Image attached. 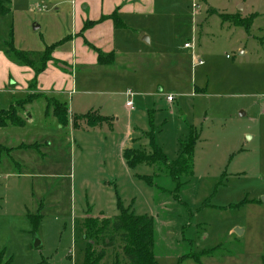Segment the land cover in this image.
<instances>
[{"label":"rangeland","instance_id":"obj_1","mask_svg":"<svg viewBox=\"0 0 264 264\" xmlns=\"http://www.w3.org/2000/svg\"><path fill=\"white\" fill-rule=\"evenodd\" d=\"M10 1V13L0 17V60L19 68L5 54L8 44L40 51L61 40L71 30L70 5ZM154 8L137 23L148 43L119 34L120 56L111 52L112 66L74 72L73 112L91 111L107 123L74 125L68 112L62 128L40 97L23 127L0 128L2 263L83 264L92 242L105 250L102 264H111L121 255L119 242L104 248L94 221L123 210L153 218L158 264H264V0H156ZM215 13L256 17L247 31ZM187 42L194 50L184 48ZM194 56L201 66L193 68ZM51 63L71 75L65 61ZM6 71L0 65V84ZM5 84L0 110L28 96ZM35 89L40 94L39 81ZM128 90L135 95L132 108L125 106ZM150 128L170 161L193 129L199 133L193 175L182 177L179 193L157 165L131 169L123 158L124 148Z\"/></svg>","mask_w":264,"mask_h":264},{"label":"trees","instance_id":"obj_2","mask_svg":"<svg viewBox=\"0 0 264 264\" xmlns=\"http://www.w3.org/2000/svg\"><path fill=\"white\" fill-rule=\"evenodd\" d=\"M10 2V0H0V17L6 16L10 13ZM208 12H210V10H208ZM217 15L222 18L224 23H231L235 26L244 27L247 31L250 29V25L256 17L255 14L254 16L245 19H243L240 14L232 15L218 13ZM106 20L113 21L115 30L127 29L120 20L118 8L110 16H102L97 21L85 22L81 32L83 33ZM69 40V37H65L51 45H46L40 51H21L8 44L9 49L5 50L6 56L15 61L19 66L31 68L34 72V77L28 85V90L32 93L28 94L25 100L18 101L14 105H11L8 110L0 111V128H5L9 125L23 127L25 122L18 115L19 109L25 107L27 104L29 105L33 103L40 97H44L47 101V113L49 114V112H52V115L56 117L61 126H68L69 119L66 105L54 98H47L42 94H36L34 90H36L35 87L38 84L39 76L46 71L49 63L55 60L52 56L54 52ZM86 44L91 46L87 42ZM91 47L97 55L98 65H110L114 63V53H105L101 49L95 48L94 46ZM78 120H86L89 126L91 122L95 121L93 126H96L98 124L107 123L109 118L100 115L95 117L93 112L90 111L86 115L75 114L74 125H76ZM198 139L199 133L196 129H193L186 144H182L183 146L181 145L177 158L170 161L162 148L156 143L154 130L150 128L149 131H144L143 138H136L135 142L132 143V146L126 147L123 150V158L126 161L127 166L131 169H136L141 165L149 167H155V165H157L158 172L169 174L171 179L176 183L175 192L179 193V189L184 185L182 177L193 175L194 148ZM141 178H143L148 184L153 185L152 178L148 176ZM235 206L238 205H231V207ZM125 213L126 212L122 210L116 218H105L102 220L96 219V221H94L95 229L90 226V220L86 219L85 224L87 230L91 231L93 229L95 231V237L102 240L101 243L104 248L113 247L115 241L118 240L122 256L120 254H115L111 264H158L153 251V218L150 216H135L133 214ZM91 221L93 222V219ZM95 245L96 244L92 242L86 245L83 264H102L106 257L105 250L103 248L97 249ZM207 252L208 251L203 252L202 255L208 254ZM0 264L7 263H2L0 259Z\"/></svg>","mask_w":264,"mask_h":264},{"label":"crops","instance_id":"obj_3","mask_svg":"<svg viewBox=\"0 0 264 264\" xmlns=\"http://www.w3.org/2000/svg\"><path fill=\"white\" fill-rule=\"evenodd\" d=\"M57 2V6L68 3L70 5V23L71 30L65 37H69L70 40L59 47L54 53V58L60 61H65L66 68L70 70L71 75L66 77L54 69L49 63L48 68L44 73H42L39 78V90L38 92L48 98H54L67 106L69 114L75 115L77 113L73 112V94H75L77 86V78L75 76V70L78 66H108V65H98L96 53L90 51L88 47L84 45V39L87 43L94 46L95 48L101 49L105 53H115V59L120 56V50L118 49L121 44L119 41V34L127 33V39L129 42L135 43L138 39L142 38L144 43L145 37L140 30H142L137 24L139 21L143 22L147 16L154 15L155 12V2L156 0H54ZM119 8L120 20L127 27L126 30H115L112 20H106L103 23L97 24L91 29L78 35L84 27L87 21H97L102 16H110ZM59 8H57L58 10ZM140 29V30H139ZM133 38V39H130ZM115 63V61H114ZM113 64V63H112ZM112 64H110L112 66ZM0 65L2 69L6 68L7 76L1 82V86L6 88V82L10 81V86L15 85V88H22L24 95H28L31 91L28 90L29 82L34 77V72L28 67H15L8 61L0 60ZM192 65V63H191ZM5 72V74H6ZM38 85V84H37ZM0 86V89L2 87ZM8 89V88H6ZM129 91V90H128ZM127 93V92H126ZM125 93V96H126ZM170 95V94H168ZM127 101L129 100L126 96ZM38 100V99H37ZM167 100V99H166ZM127 101L125 103L127 107ZM168 102V101H167ZM170 103V102H169ZM14 103H12L13 105ZM32 106L26 105L25 107L19 109L18 115L23 120L24 115H29L28 107ZM47 106V105H46ZM72 107V109H71ZM46 108V107H45ZM92 110V109H91ZM132 110V109H131ZM135 110V109H134ZM1 111V110H0ZM51 115V114H50ZM29 118L31 116L29 115ZM25 119V118H24ZM24 121V120H23ZM25 122V121H24ZM57 122V120H56ZM26 123V122H25ZM10 126V125H9ZM62 128H66L60 126ZM8 128V126H7ZM130 133L127 134V140L129 141ZM125 149V148H124Z\"/></svg>","mask_w":264,"mask_h":264},{"label":"built area","instance_id":"obj_4","mask_svg":"<svg viewBox=\"0 0 264 264\" xmlns=\"http://www.w3.org/2000/svg\"><path fill=\"white\" fill-rule=\"evenodd\" d=\"M196 7H197V5L193 6L194 16H196L197 13H198L197 10H196ZM184 48L194 50V46L192 45V43H189V42L184 44ZM193 55H195V54H193ZM202 64H203L202 60L197 59L195 56L193 57V68H196L197 66H201ZM126 96L129 99L127 101V107L128 108H132L133 107V98H134L135 95L131 91H128L126 93ZM166 99H167L168 102H172L174 100V97L172 95H167Z\"/></svg>","mask_w":264,"mask_h":264},{"label":"water","instance_id":"obj_5","mask_svg":"<svg viewBox=\"0 0 264 264\" xmlns=\"http://www.w3.org/2000/svg\"><path fill=\"white\" fill-rule=\"evenodd\" d=\"M144 40H145L146 42H148V38H147V37H145ZM237 231H238V230H237ZM39 244H40L39 241H37V242L35 243V246L37 247V246H39Z\"/></svg>","mask_w":264,"mask_h":264}]
</instances>
